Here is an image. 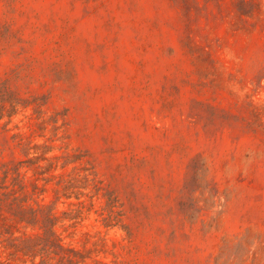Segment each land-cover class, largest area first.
Listing matches in <instances>:
<instances>
[{"label": "rangeland", "instance_id": "374dc122", "mask_svg": "<svg viewBox=\"0 0 264 264\" xmlns=\"http://www.w3.org/2000/svg\"><path fill=\"white\" fill-rule=\"evenodd\" d=\"M2 82L118 200L57 227L87 264H264V0H0Z\"/></svg>", "mask_w": 264, "mask_h": 264}, {"label": "trees", "instance_id": "16d2710c", "mask_svg": "<svg viewBox=\"0 0 264 264\" xmlns=\"http://www.w3.org/2000/svg\"><path fill=\"white\" fill-rule=\"evenodd\" d=\"M29 106L32 112L25 115L31 121L28 131L10 136L21 157L0 161V264H87L92 251L65 244L57 227L65 226V220H73V225L82 217L83 197L88 201L87 210L93 208L94 199H104L98 213L103 226L118 225V200L103 186L84 155L63 145L65 136L59 135L62 125L56 117L44 118L41 103L22 99L0 83V120L6 118L4 126ZM63 148L61 154L53 153ZM48 191L51 203L43 201ZM71 198L77 202L69 205L76 209L61 214L54 210L53 204Z\"/></svg>", "mask_w": 264, "mask_h": 264}]
</instances>
